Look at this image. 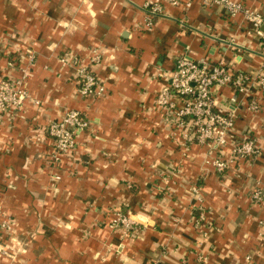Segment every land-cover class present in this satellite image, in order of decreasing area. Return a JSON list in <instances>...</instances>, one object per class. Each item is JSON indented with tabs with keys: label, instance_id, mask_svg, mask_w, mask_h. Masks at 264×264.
I'll list each match as a JSON object with an SVG mask.
<instances>
[{
	"label": "crops",
	"instance_id": "crops-1",
	"mask_svg": "<svg viewBox=\"0 0 264 264\" xmlns=\"http://www.w3.org/2000/svg\"><path fill=\"white\" fill-rule=\"evenodd\" d=\"M146 1L0 0V76L20 78L29 53L35 61L24 82L30 98L0 115V205L20 231L27 222L38 231L15 262L0 264H198L200 256L209 264H264V94L262 109L240 111L235 126L255 137L261 155L223 175L204 166V147L184 146L185 128L156 103L167 84L159 73L179 55L255 73L264 35L242 14L200 0L188 10L165 4L147 30ZM237 1L264 14V0ZM93 49L104 56L95 66L106 86L100 98L82 97L75 69L61 60ZM219 92L225 103L242 98L231 87ZM67 109L80 110L91 128L54 167L42 158L53 149L46 128ZM193 184L204 197L202 221ZM115 210L135 225L113 229Z\"/></svg>",
	"mask_w": 264,
	"mask_h": 264
},
{
	"label": "built area",
	"instance_id": "built-area-1",
	"mask_svg": "<svg viewBox=\"0 0 264 264\" xmlns=\"http://www.w3.org/2000/svg\"><path fill=\"white\" fill-rule=\"evenodd\" d=\"M195 0H147L144 4L146 17L142 28L152 30L155 19L165 14L164 5L170 4L188 10ZM204 6H222L231 14H242L253 25L257 35L263 36L264 14L253 10L237 0H200ZM232 43V42H230ZM28 61L19 68L22 77L0 76V115L20 109L30 94L24 86L25 78L34 61V54H28ZM104 59L101 51L93 49L90 57L73 55L62 57L64 65L76 71L78 92L82 97L100 98L106 93L104 82L97 76L95 66ZM171 70H163L159 76L167 81L156 98V103L165 109L178 128H185V143L194 142L205 148L204 166L213 167L223 175L241 160H253L262 153L253 135L236 133V122L240 111L257 113L262 109L264 94V58L255 73L232 69L226 62L212 63L207 58L192 59L181 54ZM15 65V61H10ZM219 87H231L242 98L236 103L221 100ZM36 103H39L36 101ZM91 122L78 109H67L58 120L49 121L47 134L53 140L52 164L58 167L63 156L76 147V137L91 127ZM58 162V163H57ZM237 166V165H236ZM58 179L60 178L57 174ZM191 196L200 201L199 220L204 219L205 209L201 205L203 194L196 184L190 187ZM253 196L263 199V190ZM198 220V221H199ZM136 221L122 210L114 212L110 222L113 229H129ZM0 226L3 223L0 222ZM250 261V258H247ZM198 264H209L204 256L198 257Z\"/></svg>",
	"mask_w": 264,
	"mask_h": 264
},
{
	"label": "rangeland",
	"instance_id": "rangeland-1",
	"mask_svg": "<svg viewBox=\"0 0 264 264\" xmlns=\"http://www.w3.org/2000/svg\"><path fill=\"white\" fill-rule=\"evenodd\" d=\"M53 147V146H52ZM53 151V149H52ZM52 152L50 154H47L46 156L43 155L44 161L51 162L52 163ZM58 163V162H57ZM59 165H62V162L59 163ZM53 166V164H52ZM55 167V166H54ZM57 175L53 173L50 175L51 179L54 181L59 182L61 180V175L59 174V179L56 177ZM54 193L59 192L60 188L53 184ZM117 211V210H115ZM114 211V212H115ZM113 212V214H114ZM32 214V212H31ZM28 214V215H31ZM40 220V219H39ZM0 222L3 223V226H0V261L1 260H7L9 262H15L17 260L19 254L22 252H25L26 246L29 242L35 240V232L37 231V224L33 223H26L25 227L27 230L20 231V225L18 222V219L16 218V215L9 212L6 208H3L2 205H0ZM51 224H53L56 228L59 227H66V223L61 220L59 217H51V220H49ZM38 232V231H37ZM24 235L26 236L27 241L23 239Z\"/></svg>",
	"mask_w": 264,
	"mask_h": 264
}]
</instances>
